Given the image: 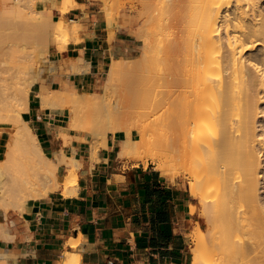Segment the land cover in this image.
<instances>
[{
    "label": "bare ground",
    "instance_id": "bare-ground-1",
    "mask_svg": "<svg viewBox=\"0 0 264 264\" xmlns=\"http://www.w3.org/2000/svg\"><path fill=\"white\" fill-rule=\"evenodd\" d=\"M18 4L12 0L10 4L0 9V123L12 126L4 158L0 159V209L6 214L11 210H23L29 203L47 197L50 192L61 188H63L65 197L76 194L79 187L78 170L81 165L75 157L76 150L74 149V155L68 160L64 158L62 151L61 154L55 152L50 155L44 151L37 134L33 132L28 120L23 117L22 113L27 110L30 98V92L25 93V88L30 86L26 84L24 88L20 87L23 86L25 79L22 82L24 77L19 78L24 70L31 73V67L32 73H36L33 71V68L36 70L33 60L37 63L48 62L46 60L47 40L50 35L58 34L69 39L71 31L74 33L78 31L79 23L74 22V25L70 26L63 17L55 23L51 12L34 10L27 12L21 9L22 5ZM74 5V0H64L63 5L57 10L64 14ZM176 6L183 7L182 13L177 18L181 26V34L175 40L172 37L174 40L172 42L171 38L172 45L167 50H163L164 53L157 55L164 56L163 58L170 60L171 63L173 61L174 63L170 65L172 67L167 71L164 67L163 73L160 69L161 73L152 74L150 73L152 71L144 67V64V66L138 65L136 71L133 72L132 80L127 85L130 95L135 98L132 100L137 101V105L140 104L146 111V115L154 116L156 113L157 115L162 113L163 117L160 118L165 117V123L178 128L173 143L171 141L172 146H170L173 154L168 156L170 152L167 156H161L160 153L157 155L156 149L155 154L150 153L152 138L149 139L147 133L148 127L149 131L152 130L151 124L147 123L143 126L139 124L137 129L135 128L142 135L139 141L132 137L131 129L125 127L127 129L122 128L121 130L122 126H119V129L115 124L118 128L115 133L124 132L119 143L118 156L120 159L128 158L137 162L145 159L151 160L157 164L156 170L165 174L169 179L173 174L180 172L176 169V155L180 152L189 155L188 159L190 158V164L193 167L191 193L201 198L204 205L203 214L209 225L206 231L199 225L191 235L193 242L197 245L193 251L192 264H264V0H167L161 8L169 12V8H176ZM166 10L165 13H167ZM165 13L161 14L163 19L168 17ZM163 22L161 24L165 31L170 22L167 21V25ZM53 25L55 27H52ZM170 28L171 26L168 27ZM30 34L36 35L38 40H35V37L34 40L29 38ZM143 38L142 36L141 39ZM27 39L35 42L30 43L31 48L27 45ZM165 41L164 43L167 44V40ZM149 44L148 42L144 50L146 59L151 52ZM153 55L155 58L156 55ZM151 62L148 64H152ZM76 63L77 65L72 66V69L76 71L71 70L72 72L81 73L89 69L87 68L88 63L81 61V58ZM154 64L158 68V63ZM40 69L41 71L38 70L30 79L31 89L37 84L39 77L48 79V76L45 78L44 75L47 69L43 67ZM123 69L125 66L122 60L113 62L111 68L113 73ZM152 69L155 70V68ZM50 93L47 86L42 84L38 97L44 109H51V107L57 109L61 104L59 105L56 101H62L65 96L66 100H69L71 96H74L69 93L66 95L62 90L63 99L55 100L56 92L55 95L53 94L55 97L53 100ZM192 93L193 100L189 101ZM59 94L60 92L57 95ZM24 95L28 99L24 111H11L14 102ZM93 96L94 94H91L89 96L91 98L86 97L88 108L91 104H96L95 111L103 110L106 99L103 100L104 98L99 96L98 100L102 99L103 105L99 103L101 100L99 102L95 100L94 104L91 99L97 97ZM84 97L79 94L73 97L77 98V101L81 99L78 103L76 101L78 105L75 106V113L78 108H81L76 114L70 111L72 110L70 107L75 102L69 100L72 106L67 108L70 112L68 129L84 133V138L88 140L92 128L90 124L89 128L82 121L83 118L88 117L89 120H93L94 116L91 113L94 110L86 108V113L82 110L79 103L84 100ZM111 103L107 102L106 104L110 106L104 109L105 112L107 110L112 112L111 115L109 112L106 114L108 113L107 116H110L112 120L114 117L115 120V112H121V103L119 101ZM185 106L193 108V122L187 119L190 122L184 121L185 123L182 124L183 121L180 120L183 119H180L179 113L182 109H186ZM6 108H9V111L4 113ZM130 108L126 105L122 107V110ZM113 110L116 111L113 112ZM97 112L95 121L98 122V117L103 115L107 120L105 122L110 124V118L102 114L104 110L101 114ZM112 114H114L113 117ZM95 121L93 120L92 123L94 122V126L97 125L95 127L98 129L99 124ZM102 121L100 126L103 130L105 122ZM108 123H105L108 128L104 129L106 132L110 127ZM63 135L64 143H68L67 139L70 136ZM143 147L145 149L141 151ZM19 150L28 153L38 161L54 163L51 169L40 178V182L31 186L21 199L15 197L5 177V170L8 168L9 171L11 167L10 155L12 156ZM92 155L94 159H98V151L95 148L92 149ZM63 164L66 165L67 175L61 182L58 174ZM195 210L196 207L193 206L192 212L194 213ZM65 256L63 264H82L81 255L66 253ZM1 258L0 255L2 263ZM3 262L5 264L6 261Z\"/></svg>",
    "mask_w": 264,
    "mask_h": 264
},
{
    "label": "crops",
    "instance_id": "crops-1",
    "mask_svg": "<svg viewBox=\"0 0 264 264\" xmlns=\"http://www.w3.org/2000/svg\"><path fill=\"white\" fill-rule=\"evenodd\" d=\"M74 2L64 14L57 10L64 0H49L44 5L54 12V20L63 17L70 26L79 23L78 35L70 32L64 50L50 49L48 79L37 83L39 89L24 114L36 128L45 152L67 151L72 157L76 150L81 163L79 187L69 197L63 195V188L50 192L23 210L6 214L0 209V224L4 225L0 227L1 260L5 264H63L69 253L81 255L82 264H189V234L197 224L201 227V219L197 200L187 189L150 165L125 168L119 160L120 140L116 137L108 138L107 146L98 150V159L93 158L87 143L73 140L69 147L58 144L59 135L66 134L63 130L70 112L41 106L38 91L42 84L50 90L67 86L69 91L91 92L104 82L114 61L129 60L136 50L127 31L111 33L96 0ZM81 57L89 69L71 73ZM3 141L4 131L0 149Z\"/></svg>",
    "mask_w": 264,
    "mask_h": 264
},
{
    "label": "rangeland",
    "instance_id": "rangeland-1",
    "mask_svg": "<svg viewBox=\"0 0 264 264\" xmlns=\"http://www.w3.org/2000/svg\"><path fill=\"white\" fill-rule=\"evenodd\" d=\"M14 1L16 3H19L20 5H22V6H20L18 4L20 7H22L21 9H23V10L25 9V11H27V12H32L33 10L34 11H39V12L40 11L51 12V14H52L51 16L54 19V12L53 11H49V10L44 8L45 3L47 1H49V0H14ZM96 1H97L99 12L101 13L102 18H104L106 23L108 24V28L111 31V33L113 34L115 32V30H117V29H123V30L127 31L130 34V38L133 39L135 41V44H136V50L134 52V55L131 57V59L123 61L125 69H123V70H121L119 72H114L113 73L111 71V68L113 66V63H112V65L110 66V69H109V71H108V73H107V75H106V77L104 79V82L99 84L91 92H88L89 94L90 93L94 94V96L97 97L96 99H94L93 98L94 96H93L92 97L93 99H91L94 102V104L96 103L95 100H97L98 102L101 100V102H99V103L102 104V99L98 100L99 96H100V98L101 97L104 98L103 100L106 99L104 101L105 104L107 102L109 104L112 101L113 102L119 101L121 103L120 104L121 112H118V113H120V114H118L117 112H115L116 110H113V112H115L118 115H116L114 113L115 114V118H116L114 120V117H113L114 114H112V117H113V120H112L110 116L109 117L107 116L108 113L106 114V112H109V110H107L105 112V109H106L105 107H108V106L112 105V103L110 105L106 104L107 106L105 104L104 105L102 104L103 105V110H104L105 113L102 112L103 110H100L98 112L95 111L96 110L95 109L96 108V106H95L96 104L95 105L91 104L92 106L90 105L89 108L94 110L93 113H91V115H93L95 119L97 118L96 117L97 115L95 113L97 112V114H99V113L101 114V112H102V114L106 115V118H110V121L112 123L110 121H109L110 124L108 122H105L107 120L104 118V116L103 115L102 116L99 115L101 117V118L98 117V119L100 120V123H99V120L97 122V121H95L94 118H92L95 122H97V124H99L98 127H97L98 129H96L95 126H97V125L94 126V122L92 123L93 120H91V119L89 120L88 119L89 117L85 118V119L83 118L82 123L85 124L88 127H89V124H90V127L92 128L91 129L92 132H91L90 138L88 140L84 138V136H85L84 133H80L79 131H76V132L75 131H70L68 129L69 123H67V126H66L67 128H65L63 131L66 132V134H68V136H70V138L67 139L68 143H64L65 142V137H64L63 134H60L59 138H57L58 144H60V142H61L63 144V146L69 147V146L72 145L73 140H76L78 142L87 143V144L91 145L92 149L95 148L98 151L100 148H102L104 146V142L107 145V143H106L107 141L106 140L108 138L109 139H113V138L116 137L118 140H121V138L123 137L124 132H119L118 131L117 133H115L116 132L115 130H117L118 128L120 129L121 126H122L121 130H122V128H125V127H127L128 129H131L132 130V133H131L132 137L139 141L142 135H141V132L140 131H136L135 128L138 127L139 124H142L141 126H143L144 124L146 125L148 123V125L151 124V129L153 130V131L152 130L149 131V127H148V133L147 134L149 136L147 135V137H149V139L152 138L151 139L152 140L151 141V146H150V151H151L150 153L155 154L158 151L157 155H159V153H160L161 156L162 155L163 156H167L168 155L167 153L170 154V152H171L170 146H172V143H173V140H174V138L176 136L178 128H176V127H174L172 125H169L168 123H165L166 122V118L165 117L164 118H160V117H163L161 115L162 113H160V114L158 113L159 115H157V113H156V115H154V116H151V115H148V114L146 115V113H145L146 111L142 109L140 104L137 105L138 102L137 101L135 102V101L132 100V99L135 100V98H133L130 95V92H129L128 88H127V85H128V82L130 80H132L133 72L136 71L138 65H141V64H142L141 66L145 65L144 67L149 68V70L152 71V72H150L152 74H154L156 72L157 73H161L160 69H161V71L163 73L164 70L167 71L170 67H172L170 65H172V63H174L173 61L171 63L170 60H166V59L163 58L164 56L161 57L159 55L161 57V59H160V57L157 56V55L160 54V53H164V51L167 50L172 45L171 44V38L172 37H174V40H175V39H177L180 36L179 34H181V26L179 25V23L177 21V18H179V15L182 13L183 7L182 6H176V8H174V7L169 8L168 10H170L171 12L170 11L168 12L165 9L167 11V13H165L164 12L165 10L163 11L162 10L163 8H161V6L163 7V4H165L167 0L166 1L165 0H162V1L161 0H96ZM10 2H12V0H0V9L4 8L6 5H8V3L10 4ZM107 3H108V5H107ZM160 11H163V12H160ZM163 13L168 14V17H170V18H168L166 16L168 18L167 19L165 17V15H164L165 19H167V21L170 22L168 24V27L171 26L170 29H168V27L166 26V30L167 31L166 30L164 31L165 28L161 24L163 21H165L166 24H165V22H163V23H164V25H167V21L162 18L163 15H161V14H163ZM157 16H158V18H157ZM171 16H173V17H171ZM161 18L163 19V21H161L162 20ZM170 19H171V21H170ZM151 20H152V22H151ZM159 20H160V22H159ZM59 21L60 20L55 19L54 22L58 23ZM159 23L161 24L160 27H158L160 25ZM172 24H174V25L172 26ZM179 26H180V28H179ZM52 27H55V25H53ZM161 27L163 28V30H162ZM159 29H161V31H159ZM153 30H154L155 33L153 32ZM162 32H164L163 33L164 35L162 34ZM160 33H161L162 36L160 35ZM166 33H167V35H166ZM30 35L32 37L30 36L29 38H32V39L36 36L34 34L33 35L30 34ZM142 36L144 37L143 38L144 42H143V39H141ZM155 36L159 39V41H157L158 39ZM164 36H165V39H164ZM168 36H170V38ZM159 37L161 38V40H160ZM70 39H71V37L69 39H67V38H65L63 36H59L58 34L50 35L48 40H47L48 52H47L46 60H49L50 49L52 47H57L58 49H60L62 51V50H64L65 45L69 42ZM35 40H38L37 37H35ZM165 40H167L168 46H167V44L164 43ZM174 40L172 38V42ZM26 41H27L28 47H30L29 45L32 46V44H30V43L31 42L33 43V41L30 42V40H28V39ZM148 42L150 43L149 46L151 48V52H150L151 54L149 53V55L147 57L148 60H147L145 58L144 50H145V47L148 44ZM152 42H154L153 45H152ZM158 42H159V45H158ZM22 43H23V41H22ZM162 43H163V45H162ZM155 46H156V48H155ZM157 51H159V52L156 53ZM153 54L156 55L155 58H154ZM161 55H163V54H161ZM157 57H159V58H157ZM156 59H158V60H156ZM36 60H37V58H36ZM150 60H153V61L151 62ZM163 60L165 62H163ZM81 61L85 62V59H83L81 57ZM148 62L149 63L151 62L152 64H148ZM154 63H158L157 64L158 68H156V64H154ZM159 63H162V65L161 64L159 65ZM33 64L36 67V70H34V68H33V71L37 73L38 70L41 71L40 67L46 68L47 62H38L37 63V61L35 62V60H33ZM75 65H77V63H75ZM75 65H73V66H75ZM150 66H152V67H150ZM164 67L166 69H164ZM27 68L28 67H26V69ZM152 68H155V70H153ZM22 69H23V67H22ZM30 69L32 70V67ZM31 70H30V72L32 73ZM71 70H75V69L71 68ZM71 70H70L71 73H77V72H74V71L72 72ZM22 72L23 73H20L19 78L24 77V78H22V82L24 81V79H25V82H23V86H20V87L24 88V85H26V84H27V86H30L29 88L28 87L25 88V93L26 92H30V98L32 99L34 97V95H36L35 91L37 90V84L34 87H32L33 89H31V83H30L31 80L30 79H32L31 77H34L35 76L34 74H36V73H32V74L31 73H27L26 70H24ZM44 75H45V73H44ZM27 78H29V79H27ZM44 80H45L44 77L41 76V77H39L38 82H43ZM19 81L21 83V80H19ZM28 83H30V85H28ZM27 88H28V91L26 90ZM30 90H32V91H30ZM62 90H63L64 94L66 93V95H68V93H69V95L73 94L74 96L76 94V97H77L78 94L80 96H82V97H84L83 95H85V97L83 98L84 100L80 101L79 105L82 106V110H84V112H85L86 108H87V110L89 109L85 100H86V97L91 98V97H89V96H91V94L88 95L87 93L84 94V93H79L77 91H75V92L74 91H69L67 86H65V87H63L62 89H59V90H50L49 89V91H51L50 95H52L51 96L52 99L54 100V98H55L53 96V94L55 95L56 92H57V94H58V92H60V94H59L60 98L56 94L55 96H57V98L55 100H58V99L62 100L63 96H64L63 94L61 95ZM23 93H24V91H23ZM106 95H107L108 98L106 97ZM22 96H20L21 98L19 100H17V102H14L13 107H11L12 108L11 111H14V110L22 111V112L24 111L25 104L28 103V99H26V95H24V97H22ZM74 96H71L72 98H70L69 100L71 102H75L74 103L75 105L73 104V106H72L70 101L66 100V96H65V99H63L62 101H56V102H58L59 105L61 104L59 108H65V109L68 108L69 109V107L71 105L72 107H70V108L72 110H70V111L75 113V110H76L75 106L78 105L77 103L81 99H78V101H77V98H73ZM68 97H70V96H68ZM88 98H87V100H89ZM188 100L189 101L193 100V93L190 96V99H188ZM76 101H77V103H76ZM109 101H111V102H109ZM133 104H135L138 107H136ZM191 104H189V105L191 106ZM126 105H129L131 108L129 110L128 109H123L122 110V107H126ZM93 106H94V108H92ZM112 107H113V105H112ZM134 107H136V108H134ZM185 107H186V109H182V110L180 109L181 112L179 113V115L181 117L180 119H183V120H180L181 122L183 121L182 124H184L185 122H190L191 120H192L191 122H193V108H192L193 105L190 108L189 107L187 108V106H185ZM53 108L54 107H51V109H53ZM8 109L9 108H6L3 112L7 113L9 111ZM73 109H74V111H73ZM80 109L78 108L79 111H80ZM113 109H115V108H113ZM78 110L76 111V113H78ZM90 111H89V113H90ZM24 112L22 113L23 117L26 120H28L27 119L28 117L25 116ZM81 113H83V112L81 111ZM110 113H112V112H109V114ZM87 115H89V114L87 113ZM156 116L157 117L159 116V117L157 118ZM101 119L104 120L105 123H108V126H110L109 130L107 132L105 130H107L108 128H107V125L105 123L104 124H105L106 128H104L105 126L103 124V130L101 129L102 126H100V124L102 125L101 122H103ZM148 119H149V121H148ZM151 119H152L153 122L151 121ZM158 119H159V121H158ZM161 119H164L163 120L164 124H163V121H161ZM187 119H190V121H188ZM67 120H68V122H70V114L68 115ZM145 121H147V122H145ZM156 121H157V124H155ZM159 123H161L162 125L159 124ZM29 124H30L33 132L38 134V132H37L36 128L34 127V125H32L31 123H29ZM115 124H116V126L118 128L115 127ZM167 125H169V126H167ZM166 126L168 127V129H167ZM99 127H100V130H99ZM159 127H161V129ZM127 128H125V129H127ZM3 131H4V141L1 143L2 148L0 149V153H1L0 159L4 158V155H5V152H6V145H7L8 139H9V137L11 135V132H12V126L10 124L0 123V133L3 132ZM104 131L106 132V134L104 133ZM69 132L70 133L71 132L72 133H76V134L80 135V138H75ZM165 133H166V135H165ZM116 134H118V135H116ZM103 135H105V136H103ZM154 137H156V138L154 139ZM171 141H172V143H171ZM144 149L145 148L143 147L141 149V151H143ZM164 149H165V151H164ZM118 150H119V147H118ZM161 151H163V153H161ZM172 154L173 153L171 152V154L168 155V156H171ZM48 155H50V154H48ZM63 156H64V158L66 160H68L69 156H70V153L66 151L65 153H63ZM188 157H189V155L187 156L186 154L181 153V152L176 155V164H177V168L176 169H179L180 172L178 174L177 173L173 174L168 180L169 181L176 180L177 182H179L182 185V187L184 189H187V191L192 195V193H191V184L190 183L193 182V167L190 164L191 161H190V158L188 159ZM10 158H11V167H9L10 170L8 171V168H7V170H5L6 171V176H5L6 177V183L8 185L10 184V187L14 191V195H15V197H17V199H21L24 196V194L28 192V189L31 186H34L35 184H38L40 182V178L45 173H47V171H49L51 169V167L53 166V164H54V163H49L47 161H45V162L44 161H38L37 159H35L31 155H29L28 153L22 152L20 150L18 152H14L12 154V156L10 155ZM119 160H120L121 164L125 168L132 167V166H138V165H144L145 167L150 165L152 167L157 168V164H154L151 160H146L145 159V160L137 162V161H134V160L128 159V158H121L120 159V157H119ZM8 162H6V164ZM9 163H8V165H9ZM173 172H175V170H173ZM160 173L163 176L166 177L165 174H163L162 172H160ZM66 175H67V173H66V165L63 164L62 167H60V170H59V174H58L59 180L61 182H63L64 178L66 177ZM61 178H63V179H61ZM201 191H202V189H201ZM193 197L197 200V203L199 205L201 227H202V229H204V231H206L209 228V225H208V223H207V221H206V219L204 217V214H203L204 205H203L202 200H201L200 197H195V196H193ZM198 225L199 224H197V227H198ZM195 230L193 232H195ZM193 232H191L189 234L190 237L193 234ZM195 245L196 244L193 242L192 237H191V244H190V252H191V254H190V263L189 264H192L193 251H194V248H196V246H197V245L196 246ZM0 264H3V262L2 263L0 262Z\"/></svg>",
    "mask_w": 264,
    "mask_h": 264
}]
</instances>
